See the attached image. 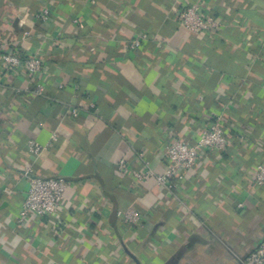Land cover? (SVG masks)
Returning a JSON list of instances; mask_svg holds the SVG:
<instances>
[{"label":"crops","instance_id":"1","mask_svg":"<svg viewBox=\"0 0 264 264\" xmlns=\"http://www.w3.org/2000/svg\"><path fill=\"white\" fill-rule=\"evenodd\" d=\"M194 3L219 27L182 26ZM0 43L44 60L0 66V264H242L264 242V0H0ZM217 122L224 150L137 179ZM30 175L72 186L21 225Z\"/></svg>","mask_w":264,"mask_h":264},{"label":"built area","instance_id":"2","mask_svg":"<svg viewBox=\"0 0 264 264\" xmlns=\"http://www.w3.org/2000/svg\"><path fill=\"white\" fill-rule=\"evenodd\" d=\"M38 17L42 21H47L50 17L49 8H43ZM178 17L182 26L196 32L215 30L219 27L216 19L205 16L199 3L184 6L179 11ZM141 44V37H137L132 41L133 47H140ZM0 66L4 72L14 73L20 68H24L30 76H37L44 67V60L39 54H33L22 59L11 50H3L0 43ZM35 91L42 94L44 86L38 84ZM72 112L78 114V109L73 108ZM226 131V127L217 122L209 129L198 130L197 138L192 142L175 138L167 147L166 166L162 173L156 175L149 168H145L142 172L134 171V173L138 180H143L146 176H155L160 185L171 186L172 178L193 167L202 155L213 150H224L227 143ZM34 148L36 151L39 150V146ZM120 168L129 171L124 160L121 162ZM256 181L259 184L264 183V164L258 165ZM71 186L72 182L61 176L40 177L30 175L27 194L18 209V223L24 225L30 219L55 217L62 207L65 193ZM239 205L243 204L240 203ZM140 218L137 213L128 215V220L133 222L140 220ZM242 264H264V242L251 250Z\"/></svg>","mask_w":264,"mask_h":264},{"label":"trees","instance_id":"3","mask_svg":"<svg viewBox=\"0 0 264 264\" xmlns=\"http://www.w3.org/2000/svg\"><path fill=\"white\" fill-rule=\"evenodd\" d=\"M34 78V77H33ZM35 79V78H34ZM36 85H38V83L35 81L34 83H33V85H32V87H34V86H36Z\"/></svg>","mask_w":264,"mask_h":264}]
</instances>
